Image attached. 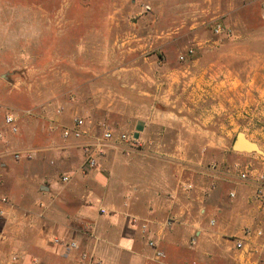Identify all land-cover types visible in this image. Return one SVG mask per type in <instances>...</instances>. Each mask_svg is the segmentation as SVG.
I'll use <instances>...</instances> for the list:
<instances>
[{
  "label": "crops",
  "instance_id": "1",
  "mask_svg": "<svg viewBox=\"0 0 264 264\" xmlns=\"http://www.w3.org/2000/svg\"><path fill=\"white\" fill-rule=\"evenodd\" d=\"M136 74L124 68L113 76L121 88L155 101L173 93L169 85L160 96L157 83L141 82ZM102 93L96 107L83 111L88 120H102L112 129L113 138L94 170L84 166L82 146L99 142L102 130L88 125L81 139L64 140L61 130L48 129L51 122L71 127V115L47 120L33 115L31 120L46 121L48 127L31 124L21 136L0 139V198L7 199L0 203V264H10L13 256L18 257L14 264H264V202L255 197L264 157L231 151L214 167L196 161L190 168L196 184L185 192L186 154L197 151L199 145L192 142L204 135L188 127L184 141V116L153 112L128 97ZM126 133L135 142L116 140ZM26 150L35 157L21 159L20 165L12 155ZM132 218L145 223L150 234L132 226ZM256 230L263 232L261 238H245L243 252L226 254L234 247L222 241L225 235L242 239L246 231ZM210 232L214 238L208 239ZM148 237L156 239L163 259L147 247ZM53 238L73 241L78 248L67 251L53 245Z\"/></svg>",
  "mask_w": 264,
  "mask_h": 264
},
{
  "label": "rangeland",
  "instance_id": "2",
  "mask_svg": "<svg viewBox=\"0 0 264 264\" xmlns=\"http://www.w3.org/2000/svg\"><path fill=\"white\" fill-rule=\"evenodd\" d=\"M215 24L229 35L215 36ZM124 68L136 69L141 82L157 83L160 96L169 85L173 93L155 101L121 88L113 74ZM102 91L184 116V141L188 127L204 135L192 142L197 151L186 154L184 182L195 186L193 164L215 166L231 153L238 133L264 157V0H0L2 137L21 136L31 124L45 130L46 121L31 120L36 114L46 120L71 115L85 129L112 131L83 116ZM8 114L17 119L16 134L5 125ZM235 240L225 235L222 241L234 247Z\"/></svg>",
  "mask_w": 264,
  "mask_h": 264
},
{
  "label": "built area",
  "instance_id": "3",
  "mask_svg": "<svg viewBox=\"0 0 264 264\" xmlns=\"http://www.w3.org/2000/svg\"><path fill=\"white\" fill-rule=\"evenodd\" d=\"M212 31H213V34L215 36L229 35V33L220 24H215L212 28ZM192 54H193V50H189L187 52V55H192ZM60 111L61 110H58V114L60 113ZM4 122H5V125L10 129L12 134L17 133V131H18L17 119H16V117H14V115H12V114L6 115ZM84 124L85 123H84L83 119H81L79 117H74L72 119L71 127H69V128L68 127H65V128L62 127L61 128L62 138L64 140H68V139L79 140V139H81L83 136L86 135ZM48 129L50 132H54L57 129V125L53 124V122H51ZM1 138H2V136L0 135V139ZM112 138H113L112 131L109 128L102 127V137H101V140L99 142L92 143V144H85L82 146V151H83V155H84V166L86 167V169L94 170L96 168L97 160L104 156L106 144H107V142L111 141ZM116 140L119 142H127V143L128 142H132V143L135 142L134 137L130 136L128 134H121V135L117 136ZM12 157L15 161H19L21 159L32 160L35 157V154L30 150H26L23 152L14 153L12 155ZM239 178L241 180H246L247 174L245 172H240ZM61 181L67 182L68 178L62 177ZM257 181H258V184H257L256 190H255V197L260 202H264V173L258 174ZM183 189L185 192H189L193 189V185L191 183L185 182L183 185ZM229 197L233 198L234 195L229 194ZM0 203L7 204V199L4 197L0 198ZM131 224H132V226H136L137 228H139L140 232L143 235L148 236L150 234L148 227L145 223H141L138 220H136L135 218H132ZM170 224H171V222L167 221L166 227L169 228ZM209 225L213 226L214 222L210 221ZM243 236H244V238H242V239L239 238V239L235 240L234 250L237 252H243V250L245 248V243H246L245 238H249L252 236L260 238L263 236V232L261 230H256L253 233L246 231L243 234ZM51 242L53 245L60 246L67 251L76 250L78 248V246L75 242L68 241V240H62L60 238H53L51 240ZM193 244H194V242L192 241L190 245H193ZM147 246H148V248L153 250L154 257L156 259L160 260V259H163L165 257L164 253L161 250L157 249V241L153 237H148ZM262 253L264 254V251ZM17 261H18V257L13 256L10 260V264H14Z\"/></svg>",
  "mask_w": 264,
  "mask_h": 264
},
{
  "label": "water",
  "instance_id": "4",
  "mask_svg": "<svg viewBox=\"0 0 264 264\" xmlns=\"http://www.w3.org/2000/svg\"><path fill=\"white\" fill-rule=\"evenodd\" d=\"M231 150L235 153H261L258 150V147L255 143L248 141L245 138V135L242 133H238L232 144H231Z\"/></svg>",
  "mask_w": 264,
  "mask_h": 264
}]
</instances>
